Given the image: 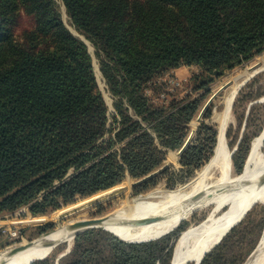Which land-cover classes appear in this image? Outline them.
Returning <instances> with one entry per match:
<instances>
[{"label":"trees","instance_id":"16d2710c","mask_svg":"<svg viewBox=\"0 0 264 264\" xmlns=\"http://www.w3.org/2000/svg\"><path fill=\"white\" fill-rule=\"evenodd\" d=\"M63 2L96 49L115 113L98 89L87 44L65 26L55 0H0V215L23 207L45 215L148 177L185 146L214 79L264 52V0ZM183 66L200 71L179 97L164 76ZM210 115L209 105L203 118ZM217 141L203 121L180 172L209 162ZM187 227L142 243L89 230L58 263L172 264L175 246L167 242ZM217 246L201 264L221 262Z\"/></svg>","mask_w":264,"mask_h":264},{"label":"rangeland","instance_id":"374dc122","mask_svg":"<svg viewBox=\"0 0 264 264\" xmlns=\"http://www.w3.org/2000/svg\"><path fill=\"white\" fill-rule=\"evenodd\" d=\"M55 3L65 26L76 37L87 44L89 52L93 58L98 89L101 91L107 102L109 113H115L114 98L109 93L106 80L101 72L100 61L96 56L95 47L89 40H87L84 35L76 30L67 14L63 0H55ZM263 67L264 52L260 55H257L249 62H246L233 70L227 71L224 76L215 78L213 83L210 85V94L205 97L203 96V107L211 100L210 117L205 120L202 114L203 110L201 109V111L190 124V132L185 144L187 146L194 140L197 130L203 121L214 126L219 133L220 126L223 123L222 115L225 111L226 98L232 93L236 84H242V87L239 89L232 102L225 134L226 144L231 152L233 175L240 174L244 170L246 161L252 148V143L254 139L261 134L264 128ZM181 68L182 69L178 72H173L172 70L166 74L164 76V81L168 82L171 85V88L177 86L179 87L180 92H187L186 84L194 74L200 71V68L197 66H183ZM246 72L248 74H246ZM171 92L174 93V89H171ZM180 92L177 93L179 97L185 95L184 92L182 94ZM199 94L201 93L194 95L199 96ZM161 99H163V96ZM241 144L242 148H239ZM180 151H169L166 155L164 164L148 177L141 180H135L132 178L125 179L124 182L117 185L121 186L122 190L116 196L106 199L103 201L104 203L100 202L96 204L97 206L92 205L91 207H87L80 212L68 216L67 218L57 219L59 211L67 208L70 205H74L78 202L80 203L86 199H89L90 197L78 199L75 203L63 207L58 211L49 212L45 215L33 216L28 207H23L14 214L0 215V252L11 248H19L24 244V242H31L39 238L41 235L48 232L41 233L42 227L46 225H52L53 229L50 231H53L61 226L69 225L71 222H79L83 220L104 217L112 210L118 208L120 204H122L127 198L136 203L161 205L164 203L165 197H170V194L173 192H179L182 197L191 195L195 189L200 187L203 181V170L210 163L215 155V152L210 161L204 166L193 171L185 169V171L180 172L182 169V153H180ZM260 156L264 157V142L260 149ZM237 158L243 166L241 171H239L236 167V164L238 163ZM166 169L169 171V173L164 174ZM153 177L159 178L155 185L149 187L147 186L145 189L141 187L138 188L142 183L152 179ZM200 194L201 193L197 194L194 198L199 197ZM208 213L209 209L196 212L193 216L182 223L188 227L196 226L207 218ZM233 228L234 230L230 232V234H228L226 238L217 246V252L220 253V257H222V260L219 264H249L258 252L261 240L264 235V202H256L253 204L246 215ZM99 230L115 236L110 231L103 229ZM172 232L174 233V230L169 234ZM177 242L178 241H174L173 237H171V239H169L167 242V245L168 243L170 245L174 244L175 252ZM73 247L74 244L72 245L71 250ZM67 248L68 244H62L53 249L47 256L44 255L45 257L43 256V258L40 260L48 259V264H59L58 259H60V256L67 250ZM256 258L257 256L254 259ZM55 259L57 260L55 261ZM62 261L64 262V259Z\"/></svg>","mask_w":264,"mask_h":264},{"label":"bare ground","instance_id":"6f19581e","mask_svg":"<svg viewBox=\"0 0 264 264\" xmlns=\"http://www.w3.org/2000/svg\"><path fill=\"white\" fill-rule=\"evenodd\" d=\"M241 87L242 84H236L226 98L215 155L203 170L200 187L191 195L182 197L179 192H173L170 197H165L161 205L136 203L127 198L104 217L71 222L42 235L39 242H24L20 248L1 251L0 264H31L36 258L43 257L52 246L72 245L75 233L87 224H101L122 241L142 243L170 233L196 212L209 209L208 216L202 223L187 227L183 231L174 252L172 264H194V261L200 259L224 237L253 204L264 202V157L260 156L264 128L254 139L244 170L240 174L232 173L231 152L226 144L225 134L231 105ZM121 190V186H116L70 205L59 211L57 219L67 218L87 207L102 203L119 194ZM199 193V197L194 199ZM255 257L249 264H264V235Z\"/></svg>","mask_w":264,"mask_h":264},{"label":"water","instance_id":"95a60500","mask_svg":"<svg viewBox=\"0 0 264 264\" xmlns=\"http://www.w3.org/2000/svg\"><path fill=\"white\" fill-rule=\"evenodd\" d=\"M211 104V100L205 105V107H204V109H203V111H202V114H204V112L207 110V108L209 107V105ZM186 146L187 145H185L182 149H181V151H180V153H183V151L185 150V148H186ZM198 197H196V198H194V199H197ZM249 211V210H248ZM247 211V212H248ZM246 212V213H247ZM246 215V214H245ZM244 215V216H245ZM243 216V217H244ZM242 217V218H243ZM241 218V219H242ZM240 219V220H241ZM239 220V221H240ZM238 221V222H239ZM237 222V223H238ZM236 223V224H237ZM235 224V225H236ZM235 225H233L230 229H229V231L235 226ZM178 228V227H177ZM176 228V229H177ZM94 229H103V230H106L105 229V227H103L101 224H95V225H92V224H87L84 228H81V229H79V231L77 232V233H75V237H74V239L78 236V235H80V234H82V233H84V232H87V231H89V230H94ZM54 231V230H53ZM53 231H49V232H47V233H45L46 235L47 234H49V233H51V232H53ZM108 231V230H107ZM229 231L224 235V237L229 233ZM45 234H43V235H45ZM169 234V233H168ZM40 237H42V235L40 236ZM39 237V238H40ZM224 237H222L220 240H219V242L218 243H216V245L215 246H213V248L211 249V250H209V251H207L200 259H197L196 261H194V264H201L202 263V261H203V259L206 257V255L207 254H209L221 241H222V239L224 238ZM39 238H37V239H35V240H33V241H31V244H33V243H36L38 240H39ZM39 242V241H38ZM74 243V242H73ZM132 243V242H131ZM73 245V244H72ZM72 245H70V246H68V248H67V250L60 256V258H62V257H64L66 254H68L69 252H70V250H71V248H72ZM57 246L55 245V246H52L50 249H48V251L46 252V254H45V256H47L53 249H55ZM20 248V247H19ZM44 256V257H45ZM41 258H43V257H41ZM41 258H36L35 260H40ZM35 260H33L32 262H31V264L33 263V262H35Z\"/></svg>","mask_w":264,"mask_h":264},{"label":"crops","instance_id":"0c3cea01","mask_svg":"<svg viewBox=\"0 0 264 264\" xmlns=\"http://www.w3.org/2000/svg\"><path fill=\"white\" fill-rule=\"evenodd\" d=\"M182 68H179V69H177V70H173V72H178L179 70H181Z\"/></svg>","mask_w":264,"mask_h":264},{"label":"built area","instance_id":"2783aa9c","mask_svg":"<svg viewBox=\"0 0 264 264\" xmlns=\"http://www.w3.org/2000/svg\"><path fill=\"white\" fill-rule=\"evenodd\" d=\"M22 213V212H21Z\"/></svg>","mask_w":264,"mask_h":264}]
</instances>
